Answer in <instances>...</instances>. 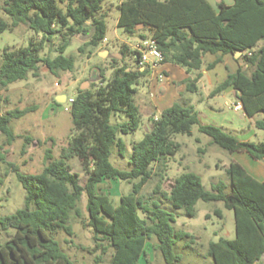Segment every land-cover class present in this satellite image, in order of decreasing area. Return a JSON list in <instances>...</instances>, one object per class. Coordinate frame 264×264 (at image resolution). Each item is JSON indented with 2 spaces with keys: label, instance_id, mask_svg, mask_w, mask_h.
Segmentation results:
<instances>
[{
  "label": "trees",
  "instance_id": "trees-1",
  "mask_svg": "<svg viewBox=\"0 0 264 264\" xmlns=\"http://www.w3.org/2000/svg\"><path fill=\"white\" fill-rule=\"evenodd\" d=\"M60 3V5L58 4ZM117 27L134 34L138 28L149 33L163 56V63L183 68L186 73H197L185 82L188 93L198 91V71L202 57L234 55L241 66L217 85L210 97L226 89L235 91L246 117L264 114V0H232L228 6L219 1L213 8L206 0H121L118 5ZM102 0H5L4 14L10 19L0 20V34L26 25L39 35L24 47L5 48L0 59V89L25 81L28 74L36 77L40 65L51 75L71 72L72 58L64 57L71 39L88 35L78 48H96L105 38L106 24L99 16ZM58 36L59 45L54 58L40 53ZM141 39L145 36L140 35ZM122 60L112 59L113 73L108 80L98 69V81L86 90L77 89L69 106L74 134L54 159L46 150L43 168L37 174H21L8 164L24 191L23 207L0 218V229L13 235L0 245V264H75L60 249L52 234L62 230L71 237L70 216L80 217L78 203L86 196V226L92 231L94 250L100 255L99 264L107 248L112 250L110 264H137L145 256V246L155 239V249L163 264H180L174 246L190 238L185 232H175V217L161 207L159 201L146 202L140 192L153 177L152 166L173 157L180 146L174 135H192V128L210 138V143L227 153H245L254 161L264 160L263 142H241L215 126L199 122L193 106L173 104L151 121L150 131L132 145L129 171L114 168L110 161L111 148L125 156V145L118 134L136 132L141 123L138 107L134 104L137 86L147 73L137 66L128 67L124 58L134 53L123 45L119 50ZM213 65L209 66L212 67ZM36 107L14 109L2 114L0 107V135L10 145L15 136L9 128L12 120L34 112ZM123 115L125 121L110 124L111 116ZM264 132V121L255 122ZM28 143L29 138H25ZM77 158L85 182L71 173L68 162ZM0 161L4 157L0 156ZM227 183L218 181L205 190L201 178L194 173H183L174 179L168 192L156 186L153 193L169 203L174 210H182L193 218L195 205L222 203L233 213L234 238H219L207 245V255L213 264H263L264 253V182L250 177L237 163L225 168ZM162 180V175L159 176ZM131 184L129 194L112 205L108 195L98 192L104 181ZM217 217L221 212L214 211Z\"/></svg>",
  "mask_w": 264,
  "mask_h": 264
},
{
  "label": "rangeland",
  "instance_id": "rangeland-1",
  "mask_svg": "<svg viewBox=\"0 0 264 264\" xmlns=\"http://www.w3.org/2000/svg\"><path fill=\"white\" fill-rule=\"evenodd\" d=\"M121 0H102V10L99 16L106 24V34L104 40L96 47H86L82 52L78 48L86 43L88 35L84 37L72 38L67 47L64 57L72 58L74 68L71 72H57L51 75L47 69L40 65L36 77L28 74L25 81L16 82L6 89H0V107L2 114L27 107H36L34 112L28 113L17 120H12L9 128L15 136L10 145L5 144V138L0 135V156L4 161H0V218L14 213L23 207L24 191L17 182L11 167L18 169L21 174H37L43 168V160L46 150H50L54 159L59 158L60 150L67 145L68 140L74 134L71 118L68 113L69 104L59 105L55 102H62L61 94L67 99L75 97L77 89L84 86L89 79L98 81V69H102L104 77L111 78L112 59L121 61L113 57L117 55L121 48V43L135 45L140 41L139 33H125L117 27L118 5ZM163 2L165 0H158ZM210 1V0H207ZM225 4L230 0H221ZM5 0H0V20L7 23L10 19L4 14L3 6ZM60 5V3H58ZM39 35H34L26 25H19L12 31H5L0 34V59L5 48L10 50L24 47L29 41L38 40ZM58 36L54 37L50 44L40 53L42 57L54 58L59 45ZM130 48V47H128ZM108 50L109 56L97 54V50ZM124 64L128 67L137 66L132 56L124 58ZM96 72L92 75V72ZM137 92L143 96L147 95V89L143 86L142 80L135 86ZM66 109V111L64 110ZM264 114H258L255 119L262 120ZM125 117L116 114L111 116L110 124L123 123ZM263 121V120H262ZM147 133L143 125L131 134H118L125 145V156L121 158L117 155V147L113 145L109 161L111 165L121 171H129V158L132 152V145L143 139ZM25 138H29L27 143ZM252 142L264 141V132L256 130V136L252 137ZM173 142L179 144L180 148L173 157L166 158L152 166L153 177L144 185L140 196L148 203L159 201L161 207L172 213L175 223L172 225L175 232H185L190 238L180 240L174 246V252L181 258L180 264H213L207 255V245L209 241L216 242L219 238L232 240L234 238L233 213L225 210L222 203L197 202L195 205V215L193 218L185 216L182 210H174L169 203L160 199L159 195L153 193L155 187L160 186L161 190L168 192L174 179L183 173H194L198 175L205 190H210L211 185L218 181L227 182L224 166L229 165L233 156L221 150L216 145L210 143V138L200 134L197 127L192 128V135H174ZM68 165L71 173L79 176L80 184L85 182V174L82 172L77 158H72ZM162 175V180H160ZM98 192L108 195L112 205L119 203L121 196L127 195L131 191V184L121 181H104L97 186ZM86 196L83 194L78 209L80 217L77 218L72 213L69 225L72 229V236L68 237L62 230L52 234L59 243L60 249L75 264H93L94 259L100 255V251L94 250L92 242V231L86 226L87 214L85 211ZM223 211V217L219 218L214 214L216 209ZM13 235L12 231H2L0 229V245ZM156 241L151 239L145 246V256L137 264H163L159 252L155 249ZM112 250L107 248L101 255L99 264H110Z\"/></svg>",
  "mask_w": 264,
  "mask_h": 264
},
{
  "label": "crops",
  "instance_id": "crops-1",
  "mask_svg": "<svg viewBox=\"0 0 264 264\" xmlns=\"http://www.w3.org/2000/svg\"><path fill=\"white\" fill-rule=\"evenodd\" d=\"M219 1L210 0L207 2L216 8ZM226 5H232V0ZM137 32H140L139 36L143 35L145 38H149L147 31L138 28ZM123 45L130 47V49L132 47L127 43H121L120 46ZM96 52L100 56H109V51L105 49L102 51L98 49ZM118 56L119 52L113 57L118 58ZM239 56L204 55L201 69L198 71L200 74L196 84L198 91L193 94L186 92L185 82L188 79H193L197 73H186L183 68L171 63H163L157 71L164 75V80L158 82L155 76L156 72H147L142 79V84L147 89V95L143 96L137 92L134 98V104L138 107L141 116L140 125H143L148 133L151 121L156 120L163 110L177 103L193 106L201 125L215 126L234 136L238 141L252 142L251 139L256 136V130H258L255 127V122L259 121V119H255L258 114L248 118L242 108L240 110L234 109L235 106L240 105V102L236 98L235 91L230 88L219 95L210 97L212 90L222 83L228 74L234 73L241 66V63L237 62ZM211 65L213 66L209 67ZM92 73L94 75L96 72L93 71ZM60 97L63 99L64 95L61 94ZM262 120L264 121V118ZM231 154L233 156L231 162L239 164L256 181L264 182V160L254 161L245 153L235 152ZM224 167L226 168L227 165ZM225 183L228 184V182ZM216 210L221 212L220 218H222L223 211L220 208Z\"/></svg>",
  "mask_w": 264,
  "mask_h": 264
},
{
  "label": "built area",
  "instance_id": "built-area-1",
  "mask_svg": "<svg viewBox=\"0 0 264 264\" xmlns=\"http://www.w3.org/2000/svg\"><path fill=\"white\" fill-rule=\"evenodd\" d=\"M131 51L134 53L136 59V65L140 70H146L147 72H156V80L162 82L164 75L157 70L160 69L163 64V56L158 50L156 43L151 38L141 39L137 44L131 47ZM66 103H72V99H67ZM236 110L241 109V105L234 107ZM66 111V109H64ZM69 111V109L67 110Z\"/></svg>",
  "mask_w": 264,
  "mask_h": 264
},
{
  "label": "water",
  "instance_id": "water-1",
  "mask_svg": "<svg viewBox=\"0 0 264 264\" xmlns=\"http://www.w3.org/2000/svg\"><path fill=\"white\" fill-rule=\"evenodd\" d=\"M239 55H240L239 52H236V53L234 54L235 57H238ZM92 81H94L93 78L89 79V81L86 82V83L84 84V86H81L79 89H80V90H86V89H87V85H88V83H90V82H92ZM66 100H67V97L64 96L62 102L58 101L57 98L55 99V102H56L57 104H59V105H64V104L66 103ZM262 260H263V264H264V253H263V258H262Z\"/></svg>",
  "mask_w": 264,
  "mask_h": 264
}]
</instances>
